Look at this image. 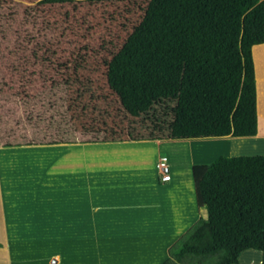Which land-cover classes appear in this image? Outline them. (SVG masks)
Returning <instances> with one entry per match:
<instances>
[{
  "label": "rangeland",
  "instance_id": "obj_1",
  "mask_svg": "<svg viewBox=\"0 0 264 264\" xmlns=\"http://www.w3.org/2000/svg\"><path fill=\"white\" fill-rule=\"evenodd\" d=\"M261 40L264 0H0V128L6 124V143L42 147L45 161L38 171L47 172L51 149L60 161H66L73 144L79 148L96 144L95 130L117 123L101 119L120 103V94L122 98L141 95L154 83L173 91L199 86L193 67L206 60L212 64L214 51L221 45L239 46L232 70L223 75L238 81L245 71L242 103L252 106L250 44ZM164 77L168 80L160 83ZM196 90L181 95L189 109L190 102L197 101L196 107H201L208 101L202 95L191 101L192 95H199ZM13 150L9 153L12 163L2 178L9 224L6 235L12 239V248L30 253L37 246L49 251L43 239L56 234L54 215L45 212V206H50L55 194L49 178L31 177L36 170H23L21 151ZM211 150L208 162L202 163L221 155H264V140L228 142ZM41 205L44 213L39 214V222L35 211ZM198 210L206 219L207 210ZM176 253L170 249L169 257ZM263 261L262 251L249 249L237 264Z\"/></svg>",
  "mask_w": 264,
  "mask_h": 264
},
{
  "label": "crops",
  "instance_id": "obj_2",
  "mask_svg": "<svg viewBox=\"0 0 264 264\" xmlns=\"http://www.w3.org/2000/svg\"><path fill=\"white\" fill-rule=\"evenodd\" d=\"M238 47L221 45L214 51L212 64L206 60L193 67L199 86L192 89L173 91L154 83L144 94H134L136 98L121 97L120 103L112 107L113 112L108 109L101 119L108 117L117 123L109 129H96V144L86 142L88 147L81 148L73 144L66 161H60L51 149L50 170L44 173L38 171L45 161L44 149L36 144L19 147L6 143V124L2 123L0 264H162L168 259L171 247L203 219L197 206L194 166L208 162L211 147L218 144L264 140V43L252 46L256 79L253 105L248 107L242 103L245 71L238 81L223 75L225 70H232ZM209 71L219 74L208 76ZM163 80L160 83L165 84L168 77ZM197 88L199 95H192L191 101L200 95L208 101L201 107H196L197 101L190 102L189 109L182 96ZM232 113L237 115L235 119ZM12 149L21 151L23 170H36V176L31 177L49 178L55 194L51 195L50 206H45V212L54 215L51 222L56 234L43 239L49 251L37 246L30 253L12 248V239L6 235L9 224L2 178H6L12 163ZM161 155L170 160L169 182H162L158 172ZM60 165L63 167L58 172ZM41 207L35 211L39 222V214L44 213ZM200 228L186 239V245ZM61 230L63 236H59ZM54 259L58 261L54 263Z\"/></svg>",
  "mask_w": 264,
  "mask_h": 264
},
{
  "label": "trees",
  "instance_id": "obj_3",
  "mask_svg": "<svg viewBox=\"0 0 264 264\" xmlns=\"http://www.w3.org/2000/svg\"><path fill=\"white\" fill-rule=\"evenodd\" d=\"M250 59L253 67L252 49ZM252 73L255 87V66ZM194 177L198 207L207 210V218L171 247L177 253L162 264H237L246 250L264 254V155H221L212 163L195 165Z\"/></svg>",
  "mask_w": 264,
  "mask_h": 264
},
{
  "label": "built area",
  "instance_id": "obj_4",
  "mask_svg": "<svg viewBox=\"0 0 264 264\" xmlns=\"http://www.w3.org/2000/svg\"><path fill=\"white\" fill-rule=\"evenodd\" d=\"M157 168L162 182H169L172 180V168L167 155L160 156L157 162Z\"/></svg>",
  "mask_w": 264,
  "mask_h": 264
},
{
  "label": "bare ground",
  "instance_id": "obj_5",
  "mask_svg": "<svg viewBox=\"0 0 264 264\" xmlns=\"http://www.w3.org/2000/svg\"><path fill=\"white\" fill-rule=\"evenodd\" d=\"M262 55V54H261ZM262 71V70H261ZM114 144V143H113ZM92 145H94V144H92ZM100 145V144H99ZM56 146V145H55ZM57 146H59V145H57ZM79 146V145H78ZM91 146V145H90ZM81 147V146H80ZM88 147V146H87ZM87 153V152H86ZM87 155V154H86Z\"/></svg>",
  "mask_w": 264,
  "mask_h": 264
},
{
  "label": "water",
  "instance_id": "obj_6",
  "mask_svg": "<svg viewBox=\"0 0 264 264\" xmlns=\"http://www.w3.org/2000/svg\"><path fill=\"white\" fill-rule=\"evenodd\" d=\"M58 260L57 259H54V263H56Z\"/></svg>",
  "mask_w": 264,
  "mask_h": 264
}]
</instances>
